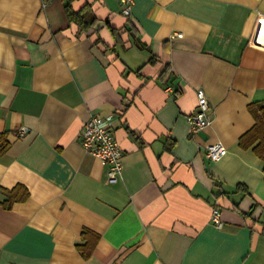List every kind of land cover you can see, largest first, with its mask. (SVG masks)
<instances>
[{
	"label": "crops",
	"instance_id": "0c3cea01",
	"mask_svg": "<svg viewBox=\"0 0 264 264\" xmlns=\"http://www.w3.org/2000/svg\"><path fill=\"white\" fill-rule=\"evenodd\" d=\"M63 1L0 0V264H264V162L240 144L264 101V0H133L127 17L75 0L85 29ZM197 88L212 120L190 135ZM108 114L115 183L80 139Z\"/></svg>",
	"mask_w": 264,
	"mask_h": 264
},
{
	"label": "built area",
	"instance_id": "2783aa9c",
	"mask_svg": "<svg viewBox=\"0 0 264 264\" xmlns=\"http://www.w3.org/2000/svg\"><path fill=\"white\" fill-rule=\"evenodd\" d=\"M123 8L122 15L130 14L133 0H120ZM44 5V4H43ZM181 33H174L172 37H181ZM171 90L170 88H167ZM196 105L194 110L187 116L189 134L195 135L210 124L212 113L206 95L201 88L195 90ZM115 116H90L82 125L80 139L83 149L97 157L105 167V179L108 183H115L122 172V148L115 137ZM25 127H20L16 134L23 136ZM227 153V148L219 141L207 145L205 157L210 162L220 160ZM211 223L216 227L222 226L219 208H214L211 215Z\"/></svg>",
	"mask_w": 264,
	"mask_h": 264
},
{
	"label": "trees",
	"instance_id": "16d2710c",
	"mask_svg": "<svg viewBox=\"0 0 264 264\" xmlns=\"http://www.w3.org/2000/svg\"><path fill=\"white\" fill-rule=\"evenodd\" d=\"M73 1L75 0L63 1V11L68 22L76 24L81 29L93 26L96 22V17L91 12L88 4L84 3L80 9L74 10L72 7ZM167 72L168 67L165 66L160 74V77ZM254 118L255 122L253 126L240 137V144L243 147L252 146L253 152L264 162V101L260 104L258 111L255 112ZM26 196L27 191L25 189H22V196L20 195L16 197V195H14L13 198L21 199L25 198ZM82 234L83 237L87 239V242L89 241L87 238L88 236H92L93 240L97 239V236L89 232L88 230H84ZM77 248L79 249L81 255H83L84 257H86L91 250V246L89 245H78Z\"/></svg>",
	"mask_w": 264,
	"mask_h": 264
}]
</instances>
